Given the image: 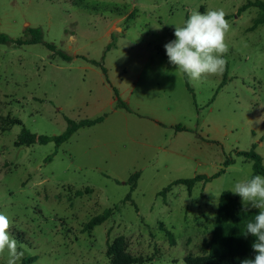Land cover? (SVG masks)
I'll return each instance as SVG.
<instances>
[{
	"label": "rangeland",
	"instance_id": "374dc122",
	"mask_svg": "<svg viewBox=\"0 0 264 264\" xmlns=\"http://www.w3.org/2000/svg\"><path fill=\"white\" fill-rule=\"evenodd\" d=\"M247 1L0 0V33L43 32L39 44H0V212L25 246L18 264H113L107 251L119 237L140 264H186L189 252L209 253L222 193L241 202L233 185L253 175V162L237 152L256 144L264 164V24L254 27L264 9L238 15ZM218 8L230 24L227 77L224 68L188 79L190 90L164 45L193 10ZM48 43L73 59L53 55ZM114 89L131 111L117 107ZM101 116L59 146H15L23 128L54 136L67 118ZM227 157L235 162L226 172L191 194L183 184L161 194L176 180L213 176ZM109 208L108 220L83 230ZM248 240L250 249L255 237Z\"/></svg>",
	"mask_w": 264,
	"mask_h": 264
},
{
	"label": "trees",
	"instance_id": "16d2710c",
	"mask_svg": "<svg viewBox=\"0 0 264 264\" xmlns=\"http://www.w3.org/2000/svg\"><path fill=\"white\" fill-rule=\"evenodd\" d=\"M251 7H261L264 9V1L262 0H248L238 9V15L246 11ZM264 24V15L257 18L254 21V27ZM26 36L18 39H12L5 33H0V44L9 45L15 44L17 46H25L32 44H39L43 42V32L40 28H27ZM47 47L53 52V55L59 56L66 61H71L73 57L68 53L58 50L57 47L48 43ZM94 64L99 65L98 62ZM107 73L106 69H103ZM228 67H225V79L227 77ZM188 89L191 90L188 77L184 75ZM116 95L117 107L131 111L129 105L122 101L118 95V91L114 89ZM105 117L101 116L98 118L82 119L79 121L67 118L68 126L66 130L60 135L48 136V135H37L32 133L29 129L23 128L18 134L15 141V146H31L36 143L46 145L53 142L56 146L66 142L74 133L79 129L85 127H92L104 121ZM187 128L182 125H177V131H184ZM256 144L252 146L249 151H239L238 155L244 156L246 159L253 162V175L259 174L264 175V164L262 156L256 151ZM232 157H227L224 160L223 167L213 176L196 175L189 179H179L173 184L165 188L161 194L166 196L167 191L170 190L174 184H183L188 187L189 194L192 193L193 188L198 183L206 184L211 179L221 176L226 172V168L234 163ZM140 176L139 172H135L130 178L128 183L130 184V191L127 194L125 201H132V193L137 187V180ZM114 209H106L102 214L92 217L83 227L84 231L90 232L96 226L101 225L113 215ZM258 213V210L249 209L242 207V203L238 201L236 197H233L229 191L222 193L220 198V209L215 221V235L209 243V253L204 256H199L194 253H187L184 257L186 264H241L244 259L254 258L252 255V247L249 248L248 237L250 235H244V226L254 218V215ZM166 231L169 237V243L171 246L176 244L173 233L168 229L162 228ZM255 240L252 241V243ZM107 254L114 260L113 264H140L141 260L138 257H133L125 252L124 238L119 237L115 242L110 245ZM28 264V261L23 262Z\"/></svg>",
	"mask_w": 264,
	"mask_h": 264
},
{
	"label": "clouds",
	"instance_id": "9594fccd",
	"mask_svg": "<svg viewBox=\"0 0 264 264\" xmlns=\"http://www.w3.org/2000/svg\"><path fill=\"white\" fill-rule=\"evenodd\" d=\"M175 39L164 45L170 64L184 73L192 82H199L208 75L224 71L225 55L229 51L226 36L229 21L223 8L206 12L193 10L183 25H174ZM231 192L241 197L242 207L258 209L254 218L246 224L244 235L255 237L251 247L254 258L244 259L241 264H264V175H251L234 183ZM11 219L0 212V256L7 252L6 264H18L25 247L10 234Z\"/></svg>",
	"mask_w": 264,
	"mask_h": 264
}]
</instances>
